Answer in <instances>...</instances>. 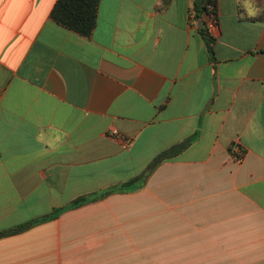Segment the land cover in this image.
Here are the masks:
<instances>
[{
	"label": "crops",
	"instance_id": "1",
	"mask_svg": "<svg viewBox=\"0 0 264 264\" xmlns=\"http://www.w3.org/2000/svg\"><path fill=\"white\" fill-rule=\"evenodd\" d=\"M53 2L0 0V229L195 135L139 186L0 236V264H264V19L251 1L215 0L211 52L191 0H98L86 35L52 20Z\"/></svg>",
	"mask_w": 264,
	"mask_h": 264
},
{
	"label": "trees",
	"instance_id": "2",
	"mask_svg": "<svg viewBox=\"0 0 264 264\" xmlns=\"http://www.w3.org/2000/svg\"><path fill=\"white\" fill-rule=\"evenodd\" d=\"M168 1L169 0H160V5L164 6L165 4H167ZM191 1H192V9H190V14L192 15L193 18L202 19L204 21L203 26H199L198 29L205 38L208 51L211 52L213 37L211 33L208 31L204 12L206 11L205 4L210 3L212 7L211 11L215 16V21H216L215 0H191ZM250 1L255 8L254 14L251 15L250 18L264 19V0H250ZM97 4H98V0H54L49 10V15L52 20H54L56 23L60 24L61 26L72 29L80 34L86 35L91 31L92 27L94 26ZM239 7L240 6L238 5V8ZM194 135L195 132L179 140L178 142L167 146L160 152L156 153L148 161V163L145 165L141 173L134 175L133 177L124 180L119 184H112L103 189L94 191L89 194L78 195L60 206L53 207L50 211L42 215L31 217L23 222L2 228L0 229V236L20 231L36 222L54 217L64 209L72 208L82 203L101 198L114 191L127 189V186L131 182L139 181L136 184V186H139L141 182L145 180L147 175L154 169V167L160 161L167 158H171L175 154L180 152L192 140ZM228 150L231 153H233V155L238 159L242 155V150H240L238 153L233 152L232 144L228 145Z\"/></svg>",
	"mask_w": 264,
	"mask_h": 264
},
{
	"label": "built area",
	"instance_id": "3",
	"mask_svg": "<svg viewBox=\"0 0 264 264\" xmlns=\"http://www.w3.org/2000/svg\"><path fill=\"white\" fill-rule=\"evenodd\" d=\"M205 8H206V11L204 12V16L206 19L207 27L209 28L210 26H212L215 23V16L213 15V13L211 11L212 7H211L210 3H206ZM111 134L118 135V133L115 130H112Z\"/></svg>",
	"mask_w": 264,
	"mask_h": 264
},
{
	"label": "water",
	"instance_id": "4",
	"mask_svg": "<svg viewBox=\"0 0 264 264\" xmlns=\"http://www.w3.org/2000/svg\"><path fill=\"white\" fill-rule=\"evenodd\" d=\"M199 22H200V24H201V25H203V24H204V22H203L202 20H200Z\"/></svg>",
	"mask_w": 264,
	"mask_h": 264
}]
</instances>
